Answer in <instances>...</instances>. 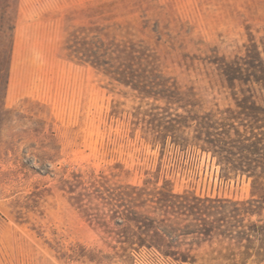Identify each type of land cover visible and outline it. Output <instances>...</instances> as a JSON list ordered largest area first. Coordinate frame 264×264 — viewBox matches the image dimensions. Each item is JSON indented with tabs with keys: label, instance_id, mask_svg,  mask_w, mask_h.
Here are the masks:
<instances>
[{
	"label": "rangeland",
	"instance_id": "374dc122",
	"mask_svg": "<svg viewBox=\"0 0 264 264\" xmlns=\"http://www.w3.org/2000/svg\"><path fill=\"white\" fill-rule=\"evenodd\" d=\"M260 195L264 0H0V264H264Z\"/></svg>",
	"mask_w": 264,
	"mask_h": 264
},
{
	"label": "trees",
	"instance_id": "16d2710c",
	"mask_svg": "<svg viewBox=\"0 0 264 264\" xmlns=\"http://www.w3.org/2000/svg\"><path fill=\"white\" fill-rule=\"evenodd\" d=\"M214 152H218L217 150H214ZM253 194H256V191H253ZM264 199V195H260V198L258 200ZM264 224H259V223H255V226L258 228L260 226H262ZM257 229L254 228V231H256ZM264 260V259H263Z\"/></svg>",
	"mask_w": 264,
	"mask_h": 264
}]
</instances>
